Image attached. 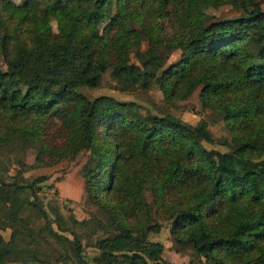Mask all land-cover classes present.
I'll return each mask as SVG.
<instances>
[{
    "label": "trees",
    "instance_id": "trees-1",
    "mask_svg": "<svg viewBox=\"0 0 264 264\" xmlns=\"http://www.w3.org/2000/svg\"><path fill=\"white\" fill-rule=\"evenodd\" d=\"M223 5L238 15L209 20L206 10ZM72 10L78 20L67 17ZM17 24L25 38L9 33ZM0 32V152L36 144V166L84 152L82 190L100 216L66 225L41 206L44 176L8 175L0 160V231L9 230L6 240L0 234V264H174L148 239L160 225L145 190L170 217L175 244L210 264H264L260 0H0ZM173 51L178 59L163 69ZM106 71L118 91L155 86L169 102L199 86V103L221 116L230 138H213L204 120L154 117L132 102L92 107L80 88L97 87ZM75 227L101 233L89 258Z\"/></svg>",
    "mask_w": 264,
    "mask_h": 264
},
{
    "label": "rangeland",
    "instance_id": "rangeland-1",
    "mask_svg": "<svg viewBox=\"0 0 264 264\" xmlns=\"http://www.w3.org/2000/svg\"><path fill=\"white\" fill-rule=\"evenodd\" d=\"M19 2V0H13ZM63 2H69V0H61ZM260 8L264 11V0H260ZM113 9V7H112ZM206 14L215 19H228L236 17L238 11L227 5L219 6L216 9H207ZM213 16V17H212ZM67 17L69 19L78 20L79 12L72 10L68 12ZM104 24V21L101 22ZM52 30L55 32V23L51 22ZM24 24L13 25L9 33L19 34L25 38L27 31H25ZM2 35V32H0ZM142 46L141 48H143ZM10 52V46L7 49V55ZM178 51H173L167 58L163 69L169 64L175 62L178 59ZM0 69H5V59L0 53ZM80 91L91 101L92 107L99 108L105 106H112L115 108H123L126 103L132 102L136 106V110L139 113L145 114L150 112L154 117L160 116L162 112H169L175 118L194 125L199 120H204L207 124V128L213 138H230V134L223 123L221 116L211 111L208 108L201 106L198 100L199 86L184 100H176L173 102L165 101L155 86H151L148 90L121 92L116 89L115 82L110 78L108 71L102 74L100 84L95 88H80ZM204 148L212 149L216 151H225L226 148L221 146L217 142L214 143H202ZM37 152L36 144H26L23 147L10 146L6 151L0 152V160L3 161L8 167V175H15L16 172H20V175L25 180H30L36 176H44L45 179L38 185V195L41 206L50 213L53 209L56 210L65 224L71 226L70 217L72 216L76 220L88 219L89 217H100L94 213V207L89 205L83 194L82 185L83 181L88 174V169L84 167L86 160V154L79 152L70 159H64L53 165L36 166L33 158ZM2 153V154H1ZM8 177L4 174V179ZM145 200L148 204L150 213L153 220L159 225L158 233H150L148 239L151 241L159 242L162 245L161 258L165 261L174 264H184L192 262L193 264H210L205 262L202 258L195 256L194 251L188 245L181 246L175 244L169 235V228L171 219L166 214L160 212L156 206L151 202L150 194L148 191H144ZM100 219V218H99ZM107 227L112 228L108 222L103 221ZM55 230L56 226L52 225ZM74 231L80 236L82 243V253L86 258L93 255L94 250L88 243L95 240L98 235H101L99 230L92 234L91 229L83 227H75ZM2 237L6 240L9 235V230L5 229L0 231ZM70 237L67 232L63 233ZM42 241L37 236L30 238L29 245L33 248L40 246ZM72 264V263H70Z\"/></svg>",
    "mask_w": 264,
    "mask_h": 264
}]
</instances>
